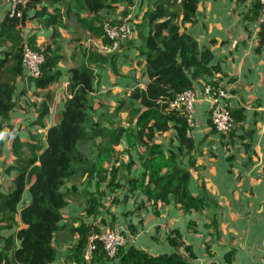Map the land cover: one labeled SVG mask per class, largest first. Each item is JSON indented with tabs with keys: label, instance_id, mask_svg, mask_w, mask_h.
Returning <instances> with one entry per match:
<instances>
[{
	"label": "trees",
	"instance_id": "16d2710c",
	"mask_svg": "<svg viewBox=\"0 0 264 264\" xmlns=\"http://www.w3.org/2000/svg\"><path fill=\"white\" fill-rule=\"evenodd\" d=\"M47 1L52 11L44 6V0H30L25 7H20L21 17L8 12L0 24V48L6 47L0 53V264L55 262L57 248L54 239L60 230L59 224L68 220L62 211L68 206L72 193L64 187L73 176L85 181L98 179L97 186L106 183L109 177L111 193L123 191L122 181H126V191L133 196L145 197L146 203L152 207L173 202L184 215L198 213L207 216L210 222L207 228L219 231L218 217L222 208L218 201L209 197L207 192L194 196L189 190L194 160H189L188 168L181 164L194 151L195 142L187 137L184 115L170 107L178 95L194 87L196 80L223 73L220 64L212 65L214 56L210 49L202 47L187 31L188 24L196 23L201 0H147L152 3V9L139 26L138 37L142 44L138 53L143 58L140 65L144 66L148 80L127 90L113 110L105 106L104 111L97 114L96 104L99 108H103V104L95 95V83L101 76L94 68L95 63H108L113 55L103 56L92 48L86 49L85 61L70 69L68 90L71 98L66 102L59 123L46 128L43 121L48 109L43 107L37 121L32 124L47 130V144H42L36 137L24 139L17 136L14 139L11 150L14 164L6 173L13 172L15 178L9 190L6 193L2 191L5 133L13 129L11 116L18 105L17 83L24 69L25 40L21 29L31 19L29 12L34 10L35 17L43 18L41 24L48 29L55 30L65 17L72 15L79 18L83 29L93 38L104 36L105 21L100 14L109 8L106 0ZM128 1L132 5L133 1ZM85 14L91 19L83 18ZM29 40L30 46L46 57L41 76L31 81L35 82L37 89H47L60 77L57 70L62 59L60 47L54 43L41 50L33 39ZM103 42L109 44L111 41L104 38ZM122 114L126 115L125 121L119 119ZM232 115L236 124L243 119L241 113L233 110ZM209 123L212 128L210 134H216L211 118ZM170 133L179 146L175 153L170 152L166 157L163 145L156 141ZM123 141L128 144V161H124L117 150ZM82 147L87 151L83 152ZM132 150L137 151V161L131 155ZM132 170H140V173L132 177ZM26 191L30 196L28 203H24ZM105 196L98 190L88 195L84 207L86 218L95 219L100 215L106 208L103 204ZM21 203L24 204L20 207ZM86 218H76L80 225L71 229L76 241L67 260L76 264H83V253L90 238L101 232ZM193 223L188 224L189 230ZM5 232L11 233L6 235ZM167 239L170 245L183 252L153 255L132 246L120 250V264H191V260L196 259L193 246L184 240L180 230L170 231Z\"/></svg>",
	"mask_w": 264,
	"mask_h": 264
},
{
	"label": "crops",
	"instance_id": "0c3cea01",
	"mask_svg": "<svg viewBox=\"0 0 264 264\" xmlns=\"http://www.w3.org/2000/svg\"><path fill=\"white\" fill-rule=\"evenodd\" d=\"M106 1L109 8L101 12L102 19L110 13L111 21L130 22L134 31L123 42L120 51L112 54L108 63L94 65L96 73L101 76L95 83V95L103 104V108L96 104L97 114L102 113L105 106L110 109L117 107L127 90L148 80L144 75V66L140 65L143 58L139 57L138 50L142 40L138 37V30L146 13L152 9V3L147 0H132V5H129L128 0ZM44 6L49 7V1L44 0ZM49 9L53 10L52 7ZM9 11L10 6L0 0V24ZM28 15L31 19L21 29L24 40L29 42V39H33L35 46L41 50L57 43L62 58L57 67L60 77L47 89H37L35 82L27 79L26 69H23V76L17 83L18 105L10 121L13 129H8L5 133L6 145L1 168L4 193L9 190L15 178L13 172L6 173L8 167L14 164L11 151L14 139L17 136L24 139L36 137L42 144H47V130L32 124L37 121L43 107L48 109L44 126L50 128L59 123L66 102L71 98L68 90L70 69L85 61V53H78L77 46L81 41L74 40L83 32L85 37L91 35L83 29L79 18L72 15L65 17L62 25L55 30L45 28L41 24L43 18L35 17L34 10ZM196 15V23L188 24L187 31L202 47L210 49L214 56L212 65L220 64L223 73L194 82L193 88L199 94L195 111L198 125L191 138L195 142V149L181 165L188 168L189 160H194V165L191 166L193 176L189 185L194 196H202L207 192L209 197L218 201L222 208L218 217L219 231L207 228L210 223L207 216L198 213L184 215L173 202L152 207L146 203L145 197L128 193L126 181H122L123 191L120 189L111 193L108 188L109 177L106 183L97 186L98 179L85 181L73 176L64 187V190L72 192L68 206L62 211L68 220L59 224L60 230L54 239L57 257L52 264H76L67 260L76 241L71 229L80 225L75 221L76 218H86V199L97 190L106 194L103 200L106 208L95 219L86 218V221L99 229L107 224L101 231L107 226L119 227L127 236L124 250L134 246L153 255L183 252L167 241L170 231L180 230L184 240L193 246L196 255L191 264H264V35L258 23L260 8L256 0H201ZM82 17L91 19L88 14ZM72 21L78 23L82 29L78 31L73 28ZM144 33L147 34V30ZM134 43L135 47L132 46ZM3 50L6 47L0 48V53ZM129 55H137L132 68L124 64L128 59L126 56ZM139 68H143L141 74L133 73ZM129 73L133 78L129 77ZM138 76L143 79L141 83L131 82L140 79ZM207 83H219L230 90L232 110L243 115L234 132L226 135L210 134L212 128L209 123L208 104L202 100V89ZM130 85L132 86L128 87ZM106 101L110 102V106L106 105ZM170 138L173 141L169 146H163L166 157L170 152L175 153L179 146L173 134L165 136L164 140L169 141ZM157 143L162 144L160 141ZM122 145L128 144L123 141L117 147L118 153L124 161H128L127 149L124 152L120 148ZM131 155L137 161V151L132 150ZM26 157H29L28 153ZM139 173L140 170H132L131 176L135 177ZM115 197L118 200L114 201ZM29 199L26 191L24 203H28ZM190 222L195 223L191 230L188 229ZM10 233L5 232L6 235ZM231 254L233 256L229 258ZM101 264H120V258L112 261L101 257Z\"/></svg>",
	"mask_w": 264,
	"mask_h": 264
},
{
	"label": "built area",
	"instance_id": "2783aa9c",
	"mask_svg": "<svg viewBox=\"0 0 264 264\" xmlns=\"http://www.w3.org/2000/svg\"><path fill=\"white\" fill-rule=\"evenodd\" d=\"M260 7L259 26L264 29V0H256ZM10 6L12 15L21 17L20 7H25L30 0H1ZM103 38H93V50L102 55L114 54L121 49L123 42L128 40L133 34V27L130 22L113 23L105 21ZM107 38L111 42L105 44L103 39ZM46 63L45 55L32 48L25 40L23 64L26 69L28 80H33L41 76L42 67ZM202 100L208 104V111L213 126L218 134L226 135L234 131L237 127L236 120L232 115L231 94L226 86L215 83H207L202 89ZM199 94L194 89H188L170 103V107L180 111L187 122V137L192 138V132L197 127L198 121L195 118L196 104ZM127 237L119 227L107 226L100 233L94 234L83 253V264H101V257L114 260L119 252L126 246Z\"/></svg>",
	"mask_w": 264,
	"mask_h": 264
},
{
	"label": "rangeland",
	"instance_id": "374dc122",
	"mask_svg": "<svg viewBox=\"0 0 264 264\" xmlns=\"http://www.w3.org/2000/svg\"><path fill=\"white\" fill-rule=\"evenodd\" d=\"M137 5H138V2H137ZM127 6H129V5H127ZM140 8V7H139ZM109 17H111L110 16V13H108L107 15H105V20L104 19H102V20H104V21H111L110 19H109ZM102 18V17H101ZM72 26H73V28H75V29H77L78 31H80L82 28L79 26V24L78 23H76L75 21H72ZM78 27H80V28H78ZM82 32H83V30H82ZM85 32H83L82 34H79L78 35V38H77V40H74V42H79V41H81V44H79L78 46H77V48H78V53L79 54H81V53H85V50L86 49H88V48H93V45H92V39H93V37L91 36V35H87L86 37H85V34H84ZM134 41H136L135 39H134ZM136 43H137V41H136ZM132 46H134L135 47V43H134V45H132ZM131 46V47H132ZM134 55H129V56H126L128 59L124 62V64H126V67H129V68H132V65H133V63H134V61H135V59L137 58V55H136V57H133ZM128 64H130L131 66H128ZM143 68H139V70L138 71H133V73L134 72H136V74H141V70H142ZM132 73V74H133ZM129 77H132L133 78V75H131L130 73H129ZM131 78V79H132ZM138 78H140V76H138ZM143 81V79L142 78H140V79H134V80H132L131 82H135V83H141ZM132 85H130V86H128V87H131ZM108 95V97H109V94H107ZM118 102V101H117ZM106 105H109L110 106V102H107L106 101ZM115 108V107H114ZM114 108H112L111 107V109L110 110H113ZM119 119H121L122 121H125L126 120V115H124V114H122V116L119 118ZM235 131V130H234ZM233 131V132H234ZM168 135H171L172 136V133H170V134H167L166 136H168ZM164 138L165 137H162V138H159L156 142H158V141H160V142H162V145L164 146V147H167V146H169V144H170V142L171 141H173V139L172 138H170L169 139V141H166V140H164ZM168 144V145H167ZM167 145V146H166ZM127 147H128V145L126 146V145H122V147H120L121 149H123L124 150V152H125V149H127ZM82 150H84V151H87V149H86V147H82ZM120 154H123V153H120ZM138 197H140V196H138ZM138 199V198H137ZM115 200H118V198H114V201ZM107 224H104L103 226H102V228L104 227V226H106ZM101 228V229H102ZM100 229V230H101ZM127 237V236H126ZM124 250V249H123ZM116 259H118V257L116 258ZM115 260V259H114Z\"/></svg>",
	"mask_w": 264,
	"mask_h": 264
},
{
	"label": "clouds",
	"instance_id": "9594fccd",
	"mask_svg": "<svg viewBox=\"0 0 264 264\" xmlns=\"http://www.w3.org/2000/svg\"><path fill=\"white\" fill-rule=\"evenodd\" d=\"M119 51H120V50H119ZM119 51H118V52H119Z\"/></svg>",
	"mask_w": 264,
	"mask_h": 264
}]
</instances>
